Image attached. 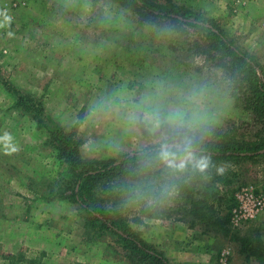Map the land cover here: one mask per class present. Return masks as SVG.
I'll return each instance as SVG.
<instances>
[{
	"label": "rangeland",
	"instance_id": "1",
	"mask_svg": "<svg viewBox=\"0 0 264 264\" xmlns=\"http://www.w3.org/2000/svg\"><path fill=\"white\" fill-rule=\"evenodd\" d=\"M158 1L213 17L264 71V0ZM6 85L40 101L42 120ZM243 86L193 27L142 19L120 0H0V264L10 254L45 264H143L66 196L73 181L44 122L74 130L89 158L179 135L249 141L263 123L245 107ZM174 159L116 175L100 198L173 264H221L222 251L227 264H264V206L240 225L230 221L241 186L264 190V153L209 165L208 175H199L208 164ZM184 176L203 218L175 187Z\"/></svg>",
	"mask_w": 264,
	"mask_h": 264
},
{
	"label": "trees",
	"instance_id": "2",
	"mask_svg": "<svg viewBox=\"0 0 264 264\" xmlns=\"http://www.w3.org/2000/svg\"><path fill=\"white\" fill-rule=\"evenodd\" d=\"M120 1L131 7L142 19L152 22L158 19L177 21L201 33L213 49L228 58L229 63L239 75V79L244 81L241 89L244 105L252 111L258 122L263 123L261 135L249 141L212 137L192 138L189 135H179L171 139L148 143L137 150L120 152L104 158H89L81 155L80 139L74 130H65L53 119L50 124L44 122L53 148L64 159L73 181L71 190L66 196L84 210L87 214V223L113 234L124 247L135 253L143 264H173L161 249L141 237L130 226L126 216L112 210L109 202L100 198V195L108 190L102 188H105V184L112 181L116 175L129 173L136 168L137 170L142 168V172L148 173L150 165L156 166L161 162L165 151L168 153L167 158L172 159L173 162H175L174 157H182V159H194L208 164L203 171L199 172V175H208L212 165L253 159L264 153V71L258 60L251 53L239 47L213 17L172 1L165 3L158 0ZM7 87L15 93L16 103L19 106L31 113L34 118L42 120L44 108L40 101L30 95L25 96L18 93L12 86ZM186 176L176 183L172 179L170 184L175 183L177 191L184 195L188 211L203 218L205 214L202 213L201 208L203 201L195 199L186 183L188 182ZM203 189L202 192L206 194L208 190ZM258 242L261 243L260 240ZM257 256L261 257L260 261L264 263L262 243ZM3 264L45 263L34 256L10 254Z\"/></svg>",
	"mask_w": 264,
	"mask_h": 264
},
{
	"label": "built area",
	"instance_id": "3",
	"mask_svg": "<svg viewBox=\"0 0 264 264\" xmlns=\"http://www.w3.org/2000/svg\"><path fill=\"white\" fill-rule=\"evenodd\" d=\"M263 206L264 190L256 191L252 187L241 186L234 194V204L230 209V221L234 225H240L241 222L253 218ZM225 252H221V264H227Z\"/></svg>",
	"mask_w": 264,
	"mask_h": 264
},
{
	"label": "clouds",
	"instance_id": "4",
	"mask_svg": "<svg viewBox=\"0 0 264 264\" xmlns=\"http://www.w3.org/2000/svg\"><path fill=\"white\" fill-rule=\"evenodd\" d=\"M5 20H8V21H10V20H11V17H9V16L5 15ZM9 35H11V33H9ZM162 155L164 156V158H167V156H168V153L165 151V152H164ZM220 171L222 172V171H223V169H221Z\"/></svg>",
	"mask_w": 264,
	"mask_h": 264
}]
</instances>
